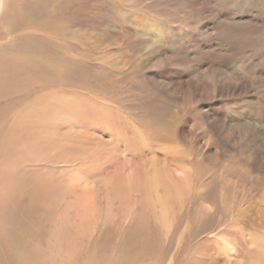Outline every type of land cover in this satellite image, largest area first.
<instances>
[{"label":"rangeland","instance_id":"obj_1","mask_svg":"<svg viewBox=\"0 0 264 264\" xmlns=\"http://www.w3.org/2000/svg\"><path fill=\"white\" fill-rule=\"evenodd\" d=\"M30 4L24 25L48 41L37 87L11 100L66 115L48 121V161L26 166L61 183L43 264L62 263L64 240L72 262L264 264V0Z\"/></svg>","mask_w":264,"mask_h":264},{"label":"bare ground","instance_id":"obj_2","mask_svg":"<svg viewBox=\"0 0 264 264\" xmlns=\"http://www.w3.org/2000/svg\"><path fill=\"white\" fill-rule=\"evenodd\" d=\"M28 1L31 2L28 10L40 5V0H2L4 10L0 11V30L1 28L8 29V32H1L0 35V264H43V261H48L51 252L49 251L50 254H48L43 250L45 244L41 243L39 236L46 231V227L40 223V220L45 218L48 221L50 216L46 213L48 208L49 210L55 209L56 212L63 208L60 201L57 204L52 200L53 198L48 199L61 184L57 178L58 173L54 169L50 170L56 176V180L55 177L48 176V166L36 165L30 168L26 166L39 160L48 161L47 147H44V150L40 149L42 143L48 145V121L53 125L54 120L59 116L66 115L60 113V107L56 105L48 107V103L38 102L31 106L30 103L23 100L18 102L11 100L18 91L37 87V80L31 79L29 75L33 65L40 60V57L35 58L38 49L43 47L38 37L48 41V28L41 34L36 29L24 25L26 16L22 17L20 15L22 12L16 7ZM3 23L5 26L2 27ZM48 110L52 113L49 117ZM31 135H34L33 139H31ZM49 135L51 138L56 137L52 132ZM75 176L77 177V175ZM122 177H124L123 183L128 185L129 176ZM65 178L68 179V176ZM111 179L108 176L101 182L110 185ZM69 180L71 181L70 177ZM75 186L77 187L78 184ZM65 187H67V183ZM70 187L71 192L73 185ZM79 189L81 190V188ZM90 191L89 193H91ZM80 192L74 194L79 196ZM82 196L84 198L83 193ZM87 200L82 199L83 203ZM94 200L96 198L92 201ZM18 207L21 210H18ZM80 207L82 206L80 205ZM105 214L107 215V212ZM69 243L66 240L60 243L62 250V263L60 264H95L90 252L84 260L75 257L76 261L72 262L73 258L69 261L71 257L68 256L71 253L78 252V256L80 255L79 249H77L80 247H74Z\"/></svg>","mask_w":264,"mask_h":264}]
</instances>
